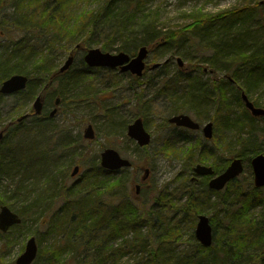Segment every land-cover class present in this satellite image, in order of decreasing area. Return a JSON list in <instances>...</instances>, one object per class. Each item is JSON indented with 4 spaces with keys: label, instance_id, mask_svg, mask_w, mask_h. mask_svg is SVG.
<instances>
[{
    "label": "trees",
    "instance_id": "trees-1",
    "mask_svg": "<svg viewBox=\"0 0 264 264\" xmlns=\"http://www.w3.org/2000/svg\"><path fill=\"white\" fill-rule=\"evenodd\" d=\"M4 1L0 0V13L7 5ZM150 1L152 0H96L93 7L86 5L78 6V8H76L78 0L12 1L10 6L13 13L10 17H6V20L3 17L0 18V27L4 22L7 26L9 23L12 28L28 34L32 43L25 44L26 41H24L25 45L18 50L13 49L9 40L4 46L0 45L3 48L0 54V81L12 74H24L29 79L25 91L12 96L14 106L9 109L8 118L1 129L8 128L9 136H4L0 145V182L4 174L16 175L17 169L23 163H27L26 159H35L37 164H42L41 159L63 151L66 152L64 155L66 158L71 156L67 166L70 167L74 163L73 156L76 147H73L74 152L68 153V150L75 142L68 138L66 131L51 133L41 143H33L34 139L40 137L38 134H41L53 122V118H49L47 113L33 117L28 124L25 123L26 120L20 123L16 121L17 117L24 112L26 103L29 105L37 95L44 94L45 98L51 102L59 97L63 103L67 100V96L71 97L75 94V92L71 93V88L78 90L80 80L85 73L80 71V74H74L68 71L57 77L58 54L64 56L69 48L75 46L83 52L92 47H100L104 51H109L111 43L118 40L120 46L117 50L126 53H131L140 46H146L149 50L148 55L151 52L157 54L152 59L154 63V60L155 62L159 60V54H161L159 52L169 49L173 43L180 44L184 39V33L187 32L192 35L196 51L203 53L206 50L207 54H210L207 59H201L202 61L194 56L197 60L194 64L195 68L200 67L199 63H201L209 66L208 74L214 75L219 65L225 71V75L219 81L220 85L212 83V89L209 88L208 91V93L213 92L215 97L218 95L219 98L221 97L219 100L217 98L214 100L217 128L225 135H232L231 133L234 132L237 134L236 137L245 132L244 127L249 130L244 134L250 139L242 140L241 138L242 150L235 157L250 160L256 154L264 155V148L259 149L256 141L251 137L254 122L263 123L264 118H251L239 95L241 91H244L249 100L259 107L250 96L264 82V5H260V0H245L244 5L239 9L218 14L215 17H204L196 13L193 14L192 21L180 30L161 32L158 27L155 28L151 19L135 15L142 8L141 5L145 6ZM84 2L89 1L84 0ZM139 35L141 39H138ZM20 44L15 43L17 46ZM151 65L148 64L147 69ZM168 66L169 64L164 62L158 68L157 83L153 87L160 85L162 80L163 85L160 86L157 94L172 98L173 111L171 114L197 111L193 103L180 104V99L184 96H180L179 92L183 87H178L180 84H186L183 88L185 91L196 77L179 76L181 71L178 69L175 70L173 76H170L165 72ZM53 78H56L59 89L52 88L50 81H54ZM227 86L234 87L237 93L235 102L239 106L238 114L232 110V105H228L225 101L224 90ZM193 93L198 98L201 95L200 90H195ZM79 96L73 100L84 99L83 95ZM1 98L3 96L0 95ZM138 98L137 110L141 113L143 106L147 103L141 101L140 96ZM29 109L32 110L30 107ZM142 116L145 115L142 114ZM162 126H168L166 120ZM263 129L261 127L262 131ZM32 133L36 134L32 135ZM187 134L189 133L185 130L171 132L166 137L163 151L169 154L181 153L190 165L194 163L209 165V160L214 159V152L203 147L199 142L191 143ZM217 138L214 135L212 140L216 142ZM29 142L33 145L27 144ZM176 142L182 146L176 147ZM21 143L27 146L21 149L19 147ZM223 143L228 145L226 141ZM41 144L45 145L41 146ZM50 146L55 147L52 149ZM60 148L62 150H59ZM80 160L76 163H81ZM92 162L93 166L81 172L80 179L68 188H59L54 185L50 191L38 192L33 198L23 199L24 205L18 210L22 217V225L28 221H38L47 228V232L58 235L54 245L39 248L33 264H120L124 256L133 251H140L146 246V242L138 232L143 222L151 225L160 222V225L164 226V222H161L162 214L156 213L157 218L154 221L151 212H146V216L139 211L136 202L128 199L125 194L127 181L124 184V175L115 178L113 176L119 171L103 170L97 159H93ZM211 165L215 172H221L224 169L221 163H217L216 167L213 163ZM33 167L34 162L27 168ZM126 171L127 169H123L120 172ZM190 177L185 181L183 189L185 199L179 211L183 214V220L193 221L198 214L202 213V207L209 204L212 193L207 189V179L192 183ZM252 192L251 196H247V199L242 201L240 208L232 212L227 210L225 213L223 220H226L227 225L220 235V246H217L219 249L215 254L210 256L208 253L207 255L211 247L204 248L198 244V257L194 253H186L185 257H178L175 263L225 264L229 256L238 259L239 254L249 253L252 242L255 246L262 243L264 224L261 226L256 219L251 217L248 209L264 201L254 202V196L258 194L254 188ZM39 193L47 194V196L44 198ZM214 194L218 195V193ZM60 198L62 199L61 206L54 209L56 200ZM2 203L4 202L0 196V205ZM211 221L213 223V219ZM22 225L15 226L12 230L19 231ZM176 228L168 230L173 237L177 236ZM164 230L166 232L165 228ZM21 234L22 236L28 235L27 233ZM126 235L129 239H124ZM213 235L215 236L214 229ZM0 237H2L1 233ZM162 239L167 241L169 238L167 235H162ZM158 251L160 254L161 248ZM220 255H223V258ZM151 264H168V260L162 257L160 261L156 259Z\"/></svg>",
    "mask_w": 264,
    "mask_h": 264
},
{
    "label": "rangeland",
    "instance_id": "rangeland-1",
    "mask_svg": "<svg viewBox=\"0 0 264 264\" xmlns=\"http://www.w3.org/2000/svg\"><path fill=\"white\" fill-rule=\"evenodd\" d=\"M5 1L7 5L4 4L5 7L0 13V18L3 17L6 20V17H10L13 13L10 6L13 0ZM78 1L76 8L86 5L93 7L95 6L93 3L96 0H88L89 2H84V0ZM244 3L245 0H153L147 8L150 9L151 15L154 17L152 21L155 27H158L161 32H166L180 30L192 21L193 14L199 13L204 17H215L218 14L239 9ZM191 36L189 32L184 33L183 41L180 44L173 43L169 46V49L159 52L161 53L159 54L160 56L158 55L159 60L157 59L156 62L154 60V63L152 59L157 54L151 52L146 59V63L155 64L161 63L165 58L172 59L173 61L165 69V72L173 76L177 66L175 59L178 57L184 63V68L179 76L184 75L187 78L198 77L201 81L206 82V88H203L204 94L200 93L202 96H199V98L206 96L204 99L205 102L194 106L197 111L192 110L183 113L188 114L201 125L206 122H212L214 135L216 138L218 136L217 141H203L201 131L191 132L187 135L191 143L197 144L199 142L203 147L214 152V159L209 160L210 166L213 163L216 167L217 163H221L224 166L223 168H225L226 164L242 150V146H240L241 138L242 140L250 139L248 135L244 134L249 130L244 127L245 132L239 137H236L237 134L234 132L231 133L232 135H225L217 128L216 103H214V100L215 98L219 100L221 97L219 98V95L215 97L213 92L208 93V91L209 88L212 89V83L219 84V81L225 75V71L219 65L214 75L208 74L209 66L201 63H199L200 67L195 68L194 64L197 63L195 62L197 60L194 59V56L199 61H202L201 59H207L210 54H207L206 50L203 53L196 51ZM141 38L139 35L138 39ZM208 38L210 39V37ZM8 40L15 50L20 49L25 44L32 43L28 34H23L19 29L12 28L9 26V23L7 26L4 22L0 27V45L7 44ZM24 41H26L25 44H23ZM15 43L21 44L17 46ZM119 44L120 42L118 40L111 43L108 52L112 54L117 53ZM71 51L74 54V62L70 70L74 74H80V71L84 72L89 70L87 73L85 72V76L80 80L78 88L79 94L83 95L84 99L73 100V96H67V100H64L59 105L53 122L41 134H38L40 137L34 139L35 141L33 140V143H41L51 133L66 131L68 138L75 142L68 150V153L74 152L73 147H76L75 155L73 156L74 163L70 167L67 166L69 165L71 156H67L66 158L64 156L66 152L63 151L50 154L46 156V159L40 158L42 164H37L35 159H26L27 163H23L17 169L16 175L10 173L8 175L4 174V177L1 179L0 196L4 203L0 206L6 205L10 210L18 212L24 205L23 199L27 197L33 198L38 192L50 191L54 185L59 188H68L80 179L81 172L93 166L92 160H98L99 154L103 149L113 148L122 158L128 159L133 165L132 169H128L126 172L119 171L113 176L117 178L124 175V184L127 181V192L125 194H127L128 199L135 201L139 211L145 215L146 212H151L154 221L157 218L155 214L159 212L162 214L161 222H164V226H161L160 222H155L153 225L143 222L138 232L143 241L146 242V246L140 251H133L124 256L120 264H151L153 260L156 261L158 259L160 261L162 257L168 260V264H176L175 262L178 257H185L186 253H194L198 257V242L194 237L197 217L193 221L191 219L183 220V214L179 211V207L185 199V194L183 193L186 184L185 181L189 178L191 174L190 169L195 163L192 165L187 163L181 153L169 154L163 151L166 137L171 132H174L176 128L169 125L162 126L163 122L172 115L173 107L172 98L157 94L158 89L163 85V80L156 88L153 87L157 83L156 76L159 69L145 72L138 79H133L129 73L121 74L117 70L89 69L82 62V57L85 52L79 50L73 51V47L69 48L64 56H59L61 54H58L56 61L58 67H62L63 62L68 56V52ZM134 53H136V50L129 53V55H134ZM198 80L191 81L189 88H193ZM185 85L180 84L178 87L184 88ZM52 88L59 89V85L54 83ZM183 88L179 92L180 96H184L183 99H180V104L187 103L189 94H194L192 88L188 94L187 90L183 91ZM195 90L199 91V86ZM224 91L226 103L232 105V110L238 114L239 106L235 102L237 93L234 91V87L227 86ZM139 96L141 97V101L147 103L143 106L141 113L137 110L138 102L136 99H139ZM250 98L252 101L257 102L259 107L264 108V82L251 94ZM13 102V99L8 96H3L0 99V130L4 127V123L8 118L6 112L12 108ZM45 103L47 104L44 107V113L48 114L53 108V102L45 98ZM31 104L32 101L23 110L28 111ZM138 114H141V116L142 114L145 115L141 119L151 135V143L146 148H139L135 141L127 136V126L134 119L139 118ZM250 117L252 118L251 115ZM31 120L32 118H29L25 123L28 124ZM88 125H92L93 127L95 133L93 140H85L83 138L84 130ZM32 127L36 129L34 125ZM261 127H263L262 122L255 121L254 128L251 131V137L256 141L259 149L264 148V129L262 131ZM6 132L7 137L9 133L8 131ZM35 134L32 133V135ZM238 138H240V141H238ZM224 141L228 145L223 143ZM27 144L33 145L30 142ZM43 145L45 144H41V146ZM26 146V144L22 143L19 145L21 149H24ZM181 146L178 143L176 145V147ZM50 147L53 149L55 146ZM59 150L62 149L60 148ZM78 160L81 163L77 164L76 161ZM33 162L34 167L27 168ZM75 166H79V172L72 177L71 172ZM145 167L150 171L149 176L146 182L142 184L140 194L136 195L134 185L140 184ZM252 188V168L250 160L246 159L244 160L243 174L232 182L228 188L218 193V195L213 194L209 204L202 207V213L200 214L208 217L212 229L215 231L213 243L207 255L209 253L212 256L219 249L217 246H220V235L223 232V228L227 225L226 220H223L227 210L232 212L234 209L240 208L242 201L253 193ZM257 194L254 196L253 201H264V189L257 191ZM104 200L107 201L108 198H104ZM61 203L60 199L53 208L57 209L61 206ZM164 207L165 210L163 211ZM248 214L262 226L264 224V203L260 202L250 206ZM212 219L213 223L211 221ZM169 224L171 226L167 227ZM175 227H177L176 231L178 233L176 237H173L168 233V230L170 228L174 229ZM19 231L10 229L6 234H1L0 264H15L16 257L22 253L24 244L31 236L35 238L40 249L54 245L58 239L56 233L50 234V232H47V228L43 227L38 221L24 223ZM21 233H27L28 235L22 236ZM162 235H167L169 239L164 241ZM124 239H129L128 235ZM122 242L123 239L121 238ZM263 242L258 243L256 246L252 242L249 253L244 252L239 254L238 259H233L229 256V258H226L225 264H264ZM160 248L161 251L159 254L158 250ZM220 257L223 258V255H220Z\"/></svg>",
    "mask_w": 264,
    "mask_h": 264
},
{
    "label": "water",
    "instance_id": "water-1",
    "mask_svg": "<svg viewBox=\"0 0 264 264\" xmlns=\"http://www.w3.org/2000/svg\"><path fill=\"white\" fill-rule=\"evenodd\" d=\"M147 56V50L140 48L135 57L131 58L123 53H102L99 49H90L84 56V61L89 67H120L122 72L129 71L136 77H140L145 68L144 59ZM73 62V56L70 55L59 69L61 73L67 71ZM178 66H183L181 59L177 60ZM155 64L153 68L157 67ZM27 79L23 76H12L6 80L1 88L0 93L9 94L25 88ZM241 99L244 103V107L250 112V114L257 118L264 116V109L255 107L253 103L248 99L247 95L243 92ZM59 102L55 100V105ZM43 106V95H38L33 101V109L35 114H40ZM57 109H53L50 112V116H54ZM24 117L18 119L22 120ZM170 124H174L178 127H185L192 130L199 128L198 123L192 121L187 115H173L168 119ZM203 134L206 139H210L212 133V123H207L203 128ZM127 135L133 139L139 147H144L150 142V135L144 129V126L140 119H136L132 124L127 127ZM3 137V133L0 132V141ZM94 132L92 126H88L85 130L84 138L93 139ZM251 167L253 171V184L256 188L264 187V155L258 154L252 158ZM100 166L106 170H119L122 168H128L131 166L129 160L121 158L117 151L111 148H107L100 153ZM193 171L200 176H208L213 174L211 167L205 165H196ZM78 172V167L75 166L71 175L74 176ZM143 179L148 176V169L144 171ZM243 172V164L240 158L233 159L229 166L219 175L211 179L208 183V187L212 190L220 191L225 185L236 178ZM139 192V186H136V193ZM20 219L14 214L6 205L0 207V231L7 232L15 224H19ZM195 238L205 247H209L212 243V229L209 224L208 218L205 215L198 216V222L195 229ZM37 255V245L34 237H30L24 246L23 252L16 258L15 264H31Z\"/></svg>",
    "mask_w": 264,
    "mask_h": 264
},
{
    "label": "bare ground",
    "instance_id": "bare-ground-1",
    "mask_svg": "<svg viewBox=\"0 0 264 264\" xmlns=\"http://www.w3.org/2000/svg\"><path fill=\"white\" fill-rule=\"evenodd\" d=\"M153 1V0H152ZM152 1H150V2H147L146 3V5L144 6V5H141V7L142 8H140V10H139V12L138 13H136L135 15H136V17H144V18H148V19H151V20H154V17L151 15V11H150V9H148L147 7L149 6V4L152 2ZM259 3H260V5H264V0H260L259 1ZM156 29H157V27H155ZM4 46V45H3ZM93 49H99L102 53H104V51H102L99 47H92ZM140 48H145L146 50H148V48L146 47V46H140V47H138V50L140 49ZM0 49H1V52L3 51V48H1L0 47ZM138 52V51H137ZM1 54V53H0ZM171 58V57H170ZM178 59H181V58H176L175 60V62H177V60ZM182 60V59H181ZM173 60L172 59H169V58H165L161 63H159L160 64V66L162 65V63H164V62H166V63H168V64H170L171 62H172ZM170 66V65H169ZM98 69H103V67H99ZM82 73H87L88 71H81ZM85 73V74H86ZM56 74H57V77H59L60 75H63V73H61L60 71H59V68L57 69V72H56ZM121 74H124V73H121ZM12 76H23V77H25L26 79H27V81H26V85H25V88H23V89H21V90H18V91H16V92H13V93H9V94H3V95H5V97L6 96H8V97H11L12 98V96L14 95V94H16V93H19V92H22V91H25V89H26V87H27V84H28V76H26V75H24V74H12V75H9L8 77H6V78H4V79H2L1 81H0V88H1V86H2V84L6 81V80H8L10 77H12ZM133 77V76H132ZM54 79V78H53ZM133 79H137V78H135V77H133ZM199 78H196L195 80H198ZM53 80H51L50 81V84H51V86L54 84V83H56L57 85H58V82H57V80H56V78L54 79V81L52 82ZM231 82H232V80H231ZM199 86V90L201 91V93L202 94H204V89L206 88V82H203V81H201L200 79L198 80V82H197V84H195L194 86H193V88H192V92L193 91H195V89L197 88ZM191 88H187L186 90H187V94H188V92H189V90L191 89ZM204 88V89H203ZM54 89V88H53ZM72 89V91H71V93H73V92H75V94L73 95V98L75 99V97H77V96H79L80 94H79V92H78V90H76V88L74 89V88H71ZM244 91H241L240 92V97H241V94L243 93ZM0 94H2V93H0ZM191 95V96H190ZM79 98H80V96H79ZM79 98L77 99V100H79ZM189 101L188 102H190V103H193V104H195L196 106H198L201 102H205L204 101V99L206 98V96L205 97H203V98H198L197 97V95H192L191 93L189 94ZM13 99V98H12ZM13 101H14V99H13ZM136 101L137 102H139V99H136ZM208 101V100H207ZM28 103H26V105H27ZM13 106H14V102H13ZM13 106H12V108H13ZM30 107V106H29ZM32 110H30V109H28V111H24L19 117H17V119H16V121H19L18 119H20L21 117H24L22 120H20L21 122L22 121H25V120H28L29 118H31L33 115H35V113H34V109H33V107L31 106L30 107ZM6 114H8V112H6ZM39 194H41V193H39ZM41 196L43 197L44 196V198H45V196H47V194H41ZM61 199V198H60ZM60 199H58V200H56V202L57 201H60ZM61 202H62V199H61ZM12 211V210H11ZM14 214H16L17 215V217L20 219V223L19 224H15V225H13V226H19V225H21L22 224V217L20 216V214L18 213V212H15V211H12ZM197 224V223H196ZM34 262H32L31 264H33Z\"/></svg>",
    "mask_w": 264,
    "mask_h": 264
}]
</instances>
